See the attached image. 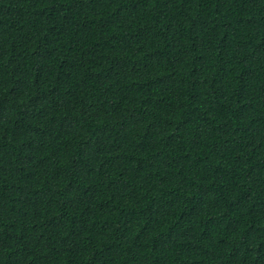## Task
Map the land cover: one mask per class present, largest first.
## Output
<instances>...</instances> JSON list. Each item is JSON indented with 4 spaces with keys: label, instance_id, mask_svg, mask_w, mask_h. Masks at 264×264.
I'll list each match as a JSON object with an SVG mask.
<instances>
[{
    "label": "trees",
    "instance_id": "obj_1",
    "mask_svg": "<svg viewBox=\"0 0 264 264\" xmlns=\"http://www.w3.org/2000/svg\"><path fill=\"white\" fill-rule=\"evenodd\" d=\"M0 264H264V0H0Z\"/></svg>",
    "mask_w": 264,
    "mask_h": 264
}]
</instances>
